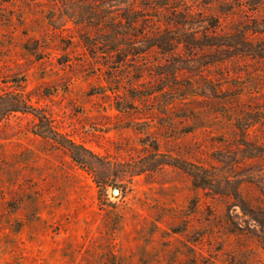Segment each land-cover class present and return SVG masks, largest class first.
<instances>
[{
  "label": "rangeland",
  "instance_id": "1",
  "mask_svg": "<svg viewBox=\"0 0 264 264\" xmlns=\"http://www.w3.org/2000/svg\"><path fill=\"white\" fill-rule=\"evenodd\" d=\"M0 264H264V0H0Z\"/></svg>",
  "mask_w": 264,
  "mask_h": 264
},
{
  "label": "trees",
  "instance_id": "2",
  "mask_svg": "<svg viewBox=\"0 0 264 264\" xmlns=\"http://www.w3.org/2000/svg\"><path fill=\"white\" fill-rule=\"evenodd\" d=\"M122 26L124 27V28H126V33L124 34V35H122L123 37L124 36H137V35H139V34H141L140 32H139V34H137V30L135 29V27H136V24H137V22H138V18L136 17V15H134L133 13H131L130 11H126V13L123 15V17H122ZM177 22V21H176ZM178 23V22H177ZM179 24V23H178ZM183 24L184 25H186L187 23H186V21H184L183 22ZM114 30V28H112L111 27V31H113ZM115 31V30H114ZM114 35L116 36V33H114ZM116 38L117 37H115V39L114 40H116ZM108 40V42H110V44H113L114 43V40H110V39H107ZM159 47H162L161 45L159 46ZM117 50H119V49H116V51ZM37 116V115H36ZM38 118H40L39 116H38Z\"/></svg>",
  "mask_w": 264,
  "mask_h": 264
},
{
  "label": "water",
  "instance_id": "3",
  "mask_svg": "<svg viewBox=\"0 0 264 264\" xmlns=\"http://www.w3.org/2000/svg\"><path fill=\"white\" fill-rule=\"evenodd\" d=\"M113 192H114V194H117L119 192V189L115 188Z\"/></svg>",
  "mask_w": 264,
  "mask_h": 264
}]
</instances>
